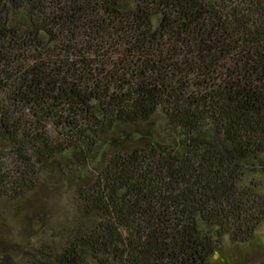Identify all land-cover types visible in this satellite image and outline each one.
<instances>
[{"label":"trees","instance_id":"16d2710c","mask_svg":"<svg viewBox=\"0 0 264 264\" xmlns=\"http://www.w3.org/2000/svg\"><path fill=\"white\" fill-rule=\"evenodd\" d=\"M54 181L74 230L0 237V264H242L224 249L264 225V0H0V201Z\"/></svg>","mask_w":264,"mask_h":264},{"label":"rangeland","instance_id":"374dc122","mask_svg":"<svg viewBox=\"0 0 264 264\" xmlns=\"http://www.w3.org/2000/svg\"><path fill=\"white\" fill-rule=\"evenodd\" d=\"M40 191V196L24 194L18 199L0 201V237L24 250L37 249L43 243L63 245L76 224L73 194L58 181ZM7 249L6 245H1ZM226 258L238 256L242 264H264V225L253 239L243 245L225 244ZM241 260V261H240Z\"/></svg>","mask_w":264,"mask_h":264}]
</instances>
